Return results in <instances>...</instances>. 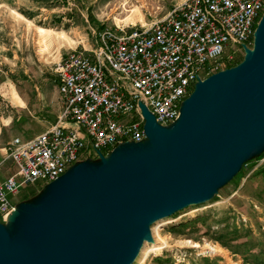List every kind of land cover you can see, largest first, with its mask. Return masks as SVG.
I'll return each mask as SVG.
<instances>
[{"label": "rangeland", "instance_id": "374dc122", "mask_svg": "<svg viewBox=\"0 0 264 264\" xmlns=\"http://www.w3.org/2000/svg\"><path fill=\"white\" fill-rule=\"evenodd\" d=\"M183 1L0 0V182L16 171L9 158L13 139L33 138L56 122L62 102L52 69L62 55L77 46L91 48L104 25L150 24ZM245 56L239 51L222 71ZM263 148L264 136L205 199L151 223V240H142L131 264H264ZM155 152L150 139L124 143L108 154L81 158L58 181L24 185L9 196L16 207L0 221L9 233V247L27 238L39 218L33 208L54 207L76 172L82 180L93 177L103 156L105 173H113L120 164ZM240 167L243 176L237 174Z\"/></svg>", "mask_w": 264, "mask_h": 264}, {"label": "built area", "instance_id": "2783aa9c", "mask_svg": "<svg viewBox=\"0 0 264 264\" xmlns=\"http://www.w3.org/2000/svg\"><path fill=\"white\" fill-rule=\"evenodd\" d=\"M264 17V0H185L150 24L104 25L91 48L55 63L62 106L33 138L13 139L16 167L0 182V211L24 185L54 182L84 157L148 139L146 112L172 128L201 81L247 54Z\"/></svg>", "mask_w": 264, "mask_h": 264}, {"label": "water", "instance_id": "95a60500", "mask_svg": "<svg viewBox=\"0 0 264 264\" xmlns=\"http://www.w3.org/2000/svg\"><path fill=\"white\" fill-rule=\"evenodd\" d=\"M146 118L156 152L113 173L103 156L93 177L76 172L54 207L33 208L15 249L0 223V264H131L151 223L205 199L264 136V17L244 61L201 81L175 126Z\"/></svg>", "mask_w": 264, "mask_h": 264}, {"label": "trees", "instance_id": "16d2710c", "mask_svg": "<svg viewBox=\"0 0 264 264\" xmlns=\"http://www.w3.org/2000/svg\"><path fill=\"white\" fill-rule=\"evenodd\" d=\"M229 65H230V64H229ZM110 152H112L111 149H107V150H105L104 154H108V153H110ZM260 158H264V148H263V150H262V154H261V157H260ZM244 172H245L244 167H240V168H239V171H238L237 174H238L239 176H243ZM13 207H16V206L13 205ZM2 220H3V214H2V216H1V220H0V221H2ZM157 259H158V260H162L161 257H158Z\"/></svg>", "mask_w": 264, "mask_h": 264}, {"label": "bare ground", "instance_id": "6f19581e", "mask_svg": "<svg viewBox=\"0 0 264 264\" xmlns=\"http://www.w3.org/2000/svg\"><path fill=\"white\" fill-rule=\"evenodd\" d=\"M145 1V0H144ZM138 11V10H137ZM140 11V10H139ZM138 11V12H139ZM42 29V31H47L48 29H45V28H41ZM15 94V93H14ZM17 95V94H16ZM17 98H18V96H16ZM19 98H20V96H19ZM18 98V99H19ZM13 209V208H12ZM12 209H10L6 214H5V216L12 210ZM162 247H157V248H155V250H160Z\"/></svg>", "mask_w": 264, "mask_h": 264}, {"label": "crops", "instance_id": "0c3cea01", "mask_svg": "<svg viewBox=\"0 0 264 264\" xmlns=\"http://www.w3.org/2000/svg\"><path fill=\"white\" fill-rule=\"evenodd\" d=\"M21 98H22V97H21ZM22 101H23V103H25L24 100H23V98H22ZM7 222H9V221H7ZM9 223H13V222H9Z\"/></svg>", "mask_w": 264, "mask_h": 264}]
</instances>
